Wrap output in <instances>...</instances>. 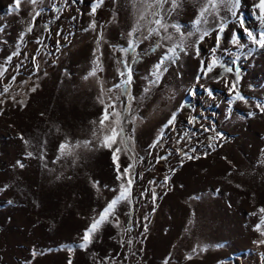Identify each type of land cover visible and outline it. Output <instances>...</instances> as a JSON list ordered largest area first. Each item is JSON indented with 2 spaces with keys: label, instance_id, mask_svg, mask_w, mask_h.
<instances>
[{
  "label": "rangeland",
  "instance_id": "obj_1",
  "mask_svg": "<svg viewBox=\"0 0 264 264\" xmlns=\"http://www.w3.org/2000/svg\"><path fill=\"white\" fill-rule=\"evenodd\" d=\"M12 3L0 0V67L7 69L0 77V91L10 85L0 96V186L9 185L0 192V264H68L69 255L72 264H163L165 258L169 264H264V244L259 243L264 226L256 227L264 215L259 212L264 208V112L256 107L264 106V49L244 38L228 7L222 4L218 16L195 25L207 0H175V7L171 0H104L94 16L89 15L92 0H68L67 5L64 0H43L36 6L22 2L15 13L9 9ZM256 3L242 0L240 11L246 25L259 31ZM147 4L153 7L146 12ZM34 10L41 15L28 33ZM152 12H159L169 25L161 37L171 35L173 40L144 38ZM141 13L146 20L130 37ZM92 20L97 27L85 31ZM222 22L227 27L217 47ZM171 25L180 26L185 51L165 63L167 71L153 84L154 66L168 47L180 43V33ZM205 30L210 35L199 41ZM233 30L245 48L231 43ZM101 34L103 71L85 79L94 67ZM38 39L43 42L38 44ZM130 39L137 41L135 52L125 55L120 49ZM17 46L20 55L8 62ZM213 55L218 65L204 76L202 62L206 67ZM237 57L242 77L238 88L247 102L235 100L229 91L227 82L235 79V71L225 73L219 66L235 68ZM124 60L132 69L126 92L114 88L123 79L119 73H126ZM102 87L105 103H114L122 117L128 151L119 138L112 148L100 146ZM182 105L174 125L165 129L157 147H150ZM190 117L197 122L189 124ZM201 125L215 131H204ZM216 132L224 139L212 150L207 146ZM65 141L80 146L72 155L60 156ZM84 141L90 142L88 147ZM118 145L121 171L136 161L131 203L121 202L116 210L120 226L114 221L104 224L86 250H61L62 244H78L92 219L118 194L113 161ZM192 148V155L200 158L183 159L179 150ZM160 156L167 159L157 162ZM18 160L23 168L16 165ZM165 176H170L167 184ZM129 226L131 231H125ZM205 247L207 251H200ZM33 248L43 254L33 258ZM190 254L192 259H186Z\"/></svg>",
  "mask_w": 264,
  "mask_h": 264
},
{
  "label": "snow or ice",
  "instance_id": "obj_2",
  "mask_svg": "<svg viewBox=\"0 0 264 264\" xmlns=\"http://www.w3.org/2000/svg\"><path fill=\"white\" fill-rule=\"evenodd\" d=\"M22 2L24 3H30L33 6L38 5L39 3H42L43 0H13V3L9 5V9L11 12H19L21 8ZM73 4L77 3V0H71ZM173 7L176 6L175 0H171ZM68 0H64V4L67 5ZM104 3V0H92L91 6H90V16H94L96 14V11L98 8H100ZM224 5L228 7V10L231 12V16L234 19L235 23L239 25V27L242 29L244 33V38L249 41L252 45H255L257 48L264 49V0H257V3L254 5V8L257 11V18L260 22V30H254L250 29L246 25V18L243 16L242 12L240 11L242 7V0H207V3L204 4V6L201 8L199 15L197 16L195 20V25H200L202 23H207L208 22V17L212 16L215 18V16H218L219 14V8L221 5ZM156 7H160L161 4L155 5ZM153 7L152 4H147L145 11L147 12L149 9ZM63 8L58 9V11H63ZM32 16L31 22H29V25L27 27V32L30 33L33 31V28L36 26L35 21L36 18L41 15V11H36L34 10L32 13H30ZM152 19L146 21V26H144V30L147 32V36L144 38L147 39L153 35H156L158 37H161V32L167 33L169 25L164 22V19L162 16H160L159 12H152L151 13ZM59 17H57L58 19ZM72 19H76V17H73ZM146 20V15L145 13H141L139 16V19L137 20L136 26H134L129 33V36L132 37L135 35V33L139 32L141 30V21ZM97 27L95 20H92L88 26V29H85V31H88L89 29H95ZM172 28L175 29L177 33H180V43H173L171 47H168L165 54L161 57L160 61L154 66L152 75L155 77L154 80L151 81L153 84H157L160 81L161 76L163 75V71H167V68L164 67L166 62H174L180 55V52L185 51L184 47V35L181 33V29L179 25H171ZM227 27L226 22H222L218 26V32L216 36V44L217 47H219L220 40L222 38V34L224 33L225 28ZM45 29L47 30V25H45ZM2 30V29H0ZM196 31H200V29L197 27ZM57 35H61V33H57ZM188 35H192V33H188ZM210 32L208 30H205L202 32V34L199 36V41H203L205 37L209 36ZM23 36L24 33L21 34V41H23ZM163 40L171 41L173 40V37L171 35H164L161 37ZM64 39H67V37H64ZM103 39L102 34L100 37L97 39L96 44V50L94 51V60L93 64L94 67L92 71L88 73V76L85 77V79H88L89 76H96L98 71H103L102 64L100 62V56H99V48H100V42ZM42 39H38L37 43L40 44L42 43ZM231 43L233 45L238 46L239 48H245L246 45L241 42V36L238 32L233 30L232 37H231ZM137 41L135 39H130L128 42V46L126 48L120 49L125 55H127L129 52H135V47H136ZM156 47H161V45L158 43ZM254 51L255 49H251ZM39 52V49L37 50ZM213 53H215L216 49L214 48ZM20 55L19 52V46H17V51L13 52L11 56L7 58L8 62L12 60L13 56H18ZM197 55H199V49H197ZM35 59V58H34ZM240 57H237L235 60H233V64L235 65V68L231 66H225L224 64H219L221 68H223V71L225 73H232L235 71V79L227 82V85L229 87V91L234 93V99L235 100H240V101H246V98L241 94L238 84L241 80V74H240V68H239V61ZM124 63V66L126 68V73L125 72H120V76L123 78L119 84L114 85V88L121 90L122 92H126L128 90V87L130 86L132 82V69L128 65L127 60L122 61ZM218 65L217 58L213 55L211 62L207 64V66H204V62H202L201 66V72L203 73L204 76H206L208 73L213 71V68ZM37 70H39V65H36ZM7 71L5 67H0V77L4 75V72ZM201 77H198L197 79L199 80ZM222 78V77H221ZM13 81L15 80V77L12 78ZM10 85H7L3 88L2 91H0V96L4 95V93H7L9 91ZM31 91L35 92L36 89L32 88ZM108 91H112V89H109ZM147 91V89H145ZM209 94H212L211 89L208 90ZM194 94V93H193ZM105 95L103 91V87L101 89V96L98 98L99 102L104 105V112L99 120V131L101 133V137H98L100 146L102 147H107V148H112L114 144H117L118 138H119V145H124V151H128V138L125 137L124 134V127L122 125V117L119 112L115 111V104L114 103H109L106 104L105 100L103 99V96ZM131 99V97H129ZM116 99H119V97H116ZM0 103H3V101H0ZM23 103V101H21ZM183 105L181 106L180 109L177 110V112H174L171 115V118L167 121V123L161 128L160 133L158 134L156 140L153 142L150 147L155 148L158 146L160 141L163 139L165 135V129L169 128L170 126L174 125L176 118H177V113L179 111L183 110ZM257 108H259L262 112H264V106L262 105H257ZM111 109V111H110ZM255 113H249V115H254ZM109 121L108 124L105 122ZM197 122L196 117H190L188 120L189 124H195ZM95 123V122H94ZM201 128H203L204 131H215L213 128H204L203 125H201ZM94 137L96 136V132L93 133ZM188 134L185 133V136ZM184 137H181L183 139ZM20 139L27 145L30 143V141L24 139L23 136L20 137ZM223 134L220 132H216L215 135L209 138V144L208 148L215 150L216 148V141L218 140H223ZM90 144L89 141H84L83 146L88 147ZM117 146L115 151L113 152V161L116 164V171H117V180L120 181L119 188L117 190V195L114 196L113 199H111L107 205L103 208V210L98 214V216L94 217L92 219V222L89 224V226L84 230L83 236L80 238V242L77 243H72V244H62L60 246L61 250H67L70 254L77 248L79 249H84L86 250L89 245L93 242V239L95 238L96 234L100 231L102 226L106 223H112L113 221L115 222V225L117 227L120 226L119 218L116 216V210L118 205L121 204V202H127L131 203V190H132V185L134 183V180L136 178V174L134 172V167H135V159L133 158V162L128 165V167L124 168L123 171H121L119 163H118V156L116 153L121 151V147ZM80 142H77L76 145H70L67 141L64 143H61L59 146V152L60 156H65V155H72L73 150L75 147H79ZM180 155L182 156L183 159H199V156H194L192 153H195L196 149L192 148L190 151H184V150H179ZM264 154V153H262ZM204 155L207 156L208 152L205 151ZM27 156L31 157L33 156L32 152H27ZM59 159V157H58ZM142 159V158H141ZM166 156H160L157 159V162L160 160H166ZM183 159L181 163H183ZM16 165L19 166L20 168L24 167V164L21 161H17ZM170 179V176H165L164 177V184H167ZM150 183H153L150 181ZM93 187L99 191V182H95L93 184ZM107 187V186H105ZM239 187V185H237ZM9 188L8 184H4L3 186H0V192H4ZM157 198V194L155 190H152V199L153 203H155V200ZM9 204H12L13 201L9 200ZM259 212L264 214V208H260ZM255 215V213H254ZM145 221H148V217H144ZM262 226H264V215L261 216L260 223L256 225L257 230H261ZM125 231H131V226H129ZM148 231V224H144V233H147ZM261 234L264 235V230H261ZM129 244H131V241H128ZM259 243L264 244V240L259 241ZM217 247H220V245H217ZM48 251H51L49 249ZM196 249H193V254L196 253ZM200 251H207V248H201ZM38 254H43L39 253L35 248L32 249V257L35 258L36 255ZM186 259H192V254L188 255ZM30 264V262H29ZM68 264H72V258L71 255H69L68 259ZM163 264H169V261L167 258H165Z\"/></svg>",
  "mask_w": 264,
  "mask_h": 264
}]
</instances>
